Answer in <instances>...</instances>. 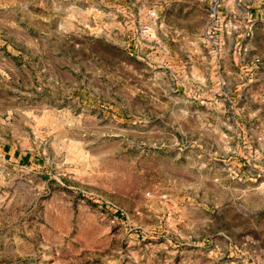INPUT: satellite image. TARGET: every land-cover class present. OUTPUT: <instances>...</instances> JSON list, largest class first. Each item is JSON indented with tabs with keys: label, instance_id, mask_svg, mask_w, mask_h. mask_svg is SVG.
Returning a JSON list of instances; mask_svg holds the SVG:
<instances>
[{
	"label": "rangeland",
	"instance_id": "374dc122",
	"mask_svg": "<svg viewBox=\"0 0 264 264\" xmlns=\"http://www.w3.org/2000/svg\"><path fill=\"white\" fill-rule=\"evenodd\" d=\"M0 264H264V0H0Z\"/></svg>",
	"mask_w": 264,
	"mask_h": 264
}]
</instances>
